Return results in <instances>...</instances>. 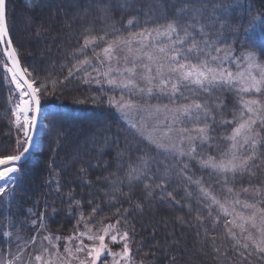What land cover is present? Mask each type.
<instances>
[{"label":"snow or ice","instance_id":"obj_1","mask_svg":"<svg viewBox=\"0 0 264 264\" xmlns=\"http://www.w3.org/2000/svg\"><path fill=\"white\" fill-rule=\"evenodd\" d=\"M156 3L165 19L139 32L130 31L127 36L114 22L111 3H97L100 14L87 22H84L88 15L85 10L81 18L83 43L70 53L73 63L64 77V81L80 80L83 84H95L103 94H106L104 85L113 91L120 89L119 99L109 97V103L140 136H144L146 118L154 119L153 132L164 125L160 136L150 134L147 139L161 149L171 163L163 160L157 163L154 157L145 153L138 157V164H129L123 177L116 173L104 177L111 185V192L127 196L136 182H142L146 197H151L153 184L162 188V196L166 191L162 186L173 172L184 175L189 168L184 157L189 161L197 160L202 168L210 170V174L219 176L226 186L238 176L254 174L253 169L259 167L257 161H264V17H254L249 22L243 31L246 43L237 50L233 38L238 37L240 28L230 19L235 0L232 3L227 0H181L172 17H167L161 0H156ZM120 7L127 9L132 4L129 0H120ZM150 12L154 15L156 9L152 8ZM97 20L100 22L99 31ZM134 20L137 17L130 18L128 25L132 26ZM257 23L261 27L258 36L255 34ZM89 49L95 63L87 55ZM0 57L6 69L3 78L13 86L10 92L15 94L17 101L13 113L15 141L11 153H0V165H7L0 168V197H4L8 189H12L11 194L14 195L21 180V162L28 159L33 154L31 150L37 147L34 136L39 117L43 114L42 99L55 92L59 85H68L64 81L49 80L48 76H34L28 67L22 66L20 49L14 45L7 23L6 0H0ZM225 92L233 93L239 104V108L233 109L230 120L223 112L225 105L221 97ZM134 96L140 99L133 100ZM160 97L167 98L169 103H152ZM134 114L142 115L137 121ZM216 124L230 126L227 134L219 138L226 141L223 148L213 136V125ZM214 145L217 147L214 154L198 152V148H212ZM133 147L138 146L126 144L117 159L127 155ZM159 164L164 165L162 170ZM153 165H156L155 173ZM120 166L117 165L118 168ZM81 171L85 169L81 168ZM161 172L160 183H155L156 174ZM187 180L200 185V192L210 201L206 205L208 216H212L211 208L218 206L223 216L229 218L223 227L226 238L231 240L230 248L217 244L214 226L220 223L219 216L213 220L212 232L207 228L204 232V239L210 240L215 258L221 264L228 261L229 250L238 256L233 264H244L256 254H264V184L253 186L252 200L241 198L235 193L234 186H228L227 192L232 199L221 201L203 186L200 179L193 181L189 175ZM125 183L129 187L128 193L122 188ZM242 191L248 193L249 188H242ZM166 194L172 196L171 192ZM69 197L70 204L82 207L81 201L72 200L71 193ZM109 200L116 201V196H109ZM135 207L142 210L143 205L136 202ZM98 210L100 206L94 205L87 218L81 212L75 231L67 237L48 232L43 212L31 221L35 234L28 240L19 235V230L9 220L13 231L3 235L8 236L10 242L14 237L17 250L14 253L9 250L10 258L7 259L0 253V264H108L109 256L111 264H145L133 254L134 226L132 236L127 227H118L121 220L127 225L128 209L123 210L115 224H101L93 232L95 224L89 225L88 220ZM206 218L196 217L201 221ZM106 238L112 244H121V250L112 251L105 242ZM85 239L93 243L85 244ZM140 250L138 246L136 252ZM261 258L264 259V255ZM175 260L173 256L168 264H174Z\"/></svg>","mask_w":264,"mask_h":264},{"label":"trees","instance_id":"obj_2","mask_svg":"<svg viewBox=\"0 0 264 264\" xmlns=\"http://www.w3.org/2000/svg\"><path fill=\"white\" fill-rule=\"evenodd\" d=\"M180 2L161 0L167 17L174 16ZM227 2L232 3L233 0ZM97 3H111L114 22L125 36L130 31L139 32L165 19L157 8L156 0H129L132 7L127 9L120 7V0H8V27L14 45L20 49L22 65L28 67L34 76L64 81L73 63L70 53L83 43L81 18L85 10L88 15L84 22L97 17L100 14ZM235 4L230 19L240 28L238 37L233 38L239 50V46L246 43L243 31L249 22L254 17H264V0H235ZM152 8L156 9L154 15L150 12ZM146 13H149L150 19ZM133 16L137 17L138 22L134 20L133 25L129 26L127 21ZM146 20L149 22L145 23ZM96 24L99 31V20ZM260 32L261 27L257 23L255 34L258 36ZM96 50L99 52L100 48ZM87 55L93 58L90 49ZM2 60L0 57V153H11L16 137L13 113L17 101L15 94L10 92L13 86L3 78L6 69L1 65ZM92 62L95 63L94 58ZM64 84L68 87L59 85L41 102L42 107H55L49 111L46 119L48 131L43 138L42 151L22 164L21 180L14 195L11 194L13 190L8 189L5 196L0 197V253L6 257L9 250L13 253L17 250L14 237L10 242L9 237L3 235L13 231L9 220L19 230V235L28 240L35 234L31 221L43 212L48 232L67 237L75 231L80 213L83 212L87 218L92 207L98 204L100 210L88 220L89 225L95 224L92 228L95 231L101 224H115L123 210L128 209L127 225L121 220L118 227H127L132 236L134 226L133 254L145 264H168L173 256L176 257L174 264H221L215 258L210 240L204 239V232L205 228L212 232L213 220L219 216L220 223L214 226L217 244H222L225 249L230 248L231 240L226 238L223 227L224 221L229 218L223 216L218 206H213L212 216H208L206 205L210 201L200 192V185L189 183L187 176L191 175L193 181L200 179L203 186L221 201L232 199L227 192L228 186H234L235 193L241 198L252 200L255 192L253 186L264 184V161H257L259 167L253 169L254 174L238 176L226 186L219 176L210 174V170L202 168L197 160L189 161L184 157L189 168L184 175L173 172L162 186L166 189L162 196V188L153 184L151 197H146L142 182H136L127 196L112 193L111 185L104 177L113 173L123 177L129 164L135 166L139 163V156L147 153L157 163L161 160L171 163L166 154L147 139L150 134L160 136L164 125L161 124L153 132L155 121L146 118L144 136H140L109 103V97L119 99L122 94L120 89L113 91L104 85L106 94H103L99 86L83 84L80 80L64 81ZM132 99L140 98L134 96ZM221 99L225 105L224 115L230 120L233 109L239 108L237 98L233 93L225 92ZM152 103L167 104L169 101L160 97ZM141 115L134 114L133 118L138 121ZM229 127L213 125V136L220 148L225 146L226 141L219 138L227 134ZM126 144L138 147H133L127 155L117 159ZM201 151L214 154L217 147L198 148V152ZM118 164L121 165L119 168ZM159 167L162 170L164 165L159 164ZM81 168L85 171H81ZM152 171L156 172V165L152 166ZM161 178L162 172L157 173L155 183H160ZM122 188L125 193L129 192L127 183ZM242 188H249V192L244 193ZM106 192L108 195H105ZM167 192H171L172 196H168ZM69 193L73 201H81L82 207L70 204ZM111 195L116 196V201L109 200ZM136 202L143 205L142 210L135 207ZM117 208H120V212H117ZM237 208L239 210V206ZM197 215L207 218L197 220ZM80 228H83V224ZM138 246L141 248L139 253L136 252ZM262 255L258 253L244 264H264ZM228 257L225 264L238 260L237 254L231 250Z\"/></svg>","mask_w":264,"mask_h":264},{"label":"rangeland","instance_id":"obj_3","mask_svg":"<svg viewBox=\"0 0 264 264\" xmlns=\"http://www.w3.org/2000/svg\"><path fill=\"white\" fill-rule=\"evenodd\" d=\"M22 19H21V23H22ZM3 64H4V61L2 60V62H1V65L3 66ZM4 68V67H3ZM5 69V68H4ZM55 107H52V106H50V107H43V114L41 115V123H40V126H39V128H40V130H39V135H38V139H37V142H36V145H37V147H35L34 148V150H33V154H32V156H33V158L35 157V155L37 154V153H39V152H41L42 151V149H43V138H44V136H45V134H46V132L48 131V128L47 127H45V125H47V123H46V118L45 117H48L49 116V111H51V110H53ZM136 115V114H135ZM32 158V157H31ZM81 230H83V228H81ZM93 230V229H92ZM93 232H96L95 230H93ZM44 233H41V235H43ZM111 234V233H110ZM58 235V234H57ZM55 236V235H54ZM60 236V235H59ZM105 242L106 243H108L109 244V247L112 249V251H114V252H119L120 250H121V244H112V243H110V240L108 239V238H106V240H105ZM76 242L75 241H73V244H75ZM84 243L85 244H92L93 242L92 241H88L87 239H85L84 240ZM60 244H61V250L63 249V245H64V241L62 240L61 242H60ZM120 245V246H119ZM31 249H29V251H30ZM25 255H27V253H25ZM5 259H7V258H10L9 256H8V254L6 255V257H4ZM102 260L104 259V257H102L101 258ZM111 256H109L108 257V264H111ZM121 264H123V262H121Z\"/></svg>","mask_w":264,"mask_h":264},{"label":"water","instance_id":"obj_4","mask_svg":"<svg viewBox=\"0 0 264 264\" xmlns=\"http://www.w3.org/2000/svg\"><path fill=\"white\" fill-rule=\"evenodd\" d=\"M7 2H8V0H6V11H7ZM7 23H8V16H7ZM21 63H22V62H21ZM22 66H23V65H22ZM42 108H43V107H42ZM40 123H41V116L39 117L37 134L34 136L35 144H36V142H37L38 135H39V130H40L39 126H40ZM33 150H34V148L31 150L32 153H33ZM31 157H32V155H31L28 159L23 160V161L21 162V164L26 163ZM10 163H11V162H10ZM6 166H7V165H0V168H2V167H6Z\"/></svg>","mask_w":264,"mask_h":264}]
</instances>
